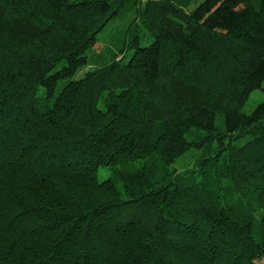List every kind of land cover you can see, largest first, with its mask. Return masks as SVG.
<instances>
[{"label":"trees","instance_id":"obj_1","mask_svg":"<svg viewBox=\"0 0 264 264\" xmlns=\"http://www.w3.org/2000/svg\"><path fill=\"white\" fill-rule=\"evenodd\" d=\"M263 81L264 0H0V264H264Z\"/></svg>","mask_w":264,"mask_h":264},{"label":"rangeland","instance_id":"obj_2","mask_svg":"<svg viewBox=\"0 0 264 264\" xmlns=\"http://www.w3.org/2000/svg\"><path fill=\"white\" fill-rule=\"evenodd\" d=\"M114 38H112L110 41L112 42ZM103 46L102 42H99L98 43V47L101 49ZM263 89H264V81L262 82L261 84V88L259 90H255L253 91L243 110H242V113L245 114V115H248L251 113V111L253 110V108L263 99Z\"/></svg>","mask_w":264,"mask_h":264}]
</instances>
